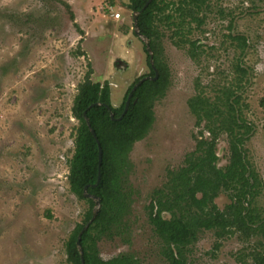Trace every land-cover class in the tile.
<instances>
[{"label": "rangeland", "instance_id": "374dc122", "mask_svg": "<svg viewBox=\"0 0 264 264\" xmlns=\"http://www.w3.org/2000/svg\"><path fill=\"white\" fill-rule=\"evenodd\" d=\"M128 1L0 0V264H71L65 242L89 209L68 179L78 86L91 69L94 81L110 83L119 106L131 83L150 72ZM207 15L192 35L201 44L199 58L176 46L169 32L163 37L170 84L155 104L149 132L129 154V231L99 241L104 259L131 253L144 264H169L148 205L168 172L196 149L199 128L188 100L199 89L215 95L231 85L243 92L255 127L247 149L263 181L257 203L264 215V0H214ZM239 67L247 70L241 83ZM218 154L225 165L224 136ZM216 201L223 208L229 199L221 194ZM251 240L235 235L215 248L216 236L206 230L189 247L188 261L244 264Z\"/></svg>", "mask_w": 264, "mask_h": 264}, {"label": "trees", "instance_id": "16d2710c", "mask_svg": "<svg viewBox=\"0 0 264 264\" xmlns=\"http://www.w3.org/2000/svg\"><path fill=\"white\" fill-rule=\"evenodd\" d=\"M147 2L129 0L127 6L139 12L138 28L149 40L158 77L146 79L137 87L127 112L120 119L134 85L146 76L156 75L145 47L150 72L131 83L119 106L112 102L110 83L94 81L91 69L79 84L74 99L72 112L79 123L68 179L71 191L86 200L89 209L65 242L71 264H83L82 258L84 264H144L131 253L104 259L98 244L103 238H116L129 231L133 194L129 154L133 145L149 132L155 121V104L170 84L169 69L162 58L163 37L169 32L176 46H188L190 56L199 58L201 44L192 35L206 22L214 0H151L144 8ZM235 39L241 46H247L245 36L237 35ZM239 71L242 74L237 82L241 83L247 70L239 67ZM188 104L199 128L196 149L186 155L182 166L168 172L166 183L154 191L148 205L150 222L164 241L169 264H190L189 247L206 230L214 232L215 248L235 235L245 241L254 239L247 254L250 259L244 264H264V215L257 203L263 181L247 149L255 130L245 115L249 104L243 92L231 85L221 87L215 95L199 89ZM261 105L264 106V97ZM85 111L102 147L101 165L99 145ZM223 136L229 155L228 162L221 166L218 144ZM85 193L100 199L99 211L92 221L95 199ZM221 194L229 199L223 208L216 201ZM166 213L170 216L166 217ZM86 225L81 239L82 256L77 240Z\"/></svg>", "mask_w": 264, "mask_h": 264}, {"label": "water", "instance_id": "95a60500", "mask_svg": "<svg viewBox=\"0 0 264 264\" xmlns=\"http://www.w3.org/2000/svg\"><path fill=\"white\" fill-rule=\"evenodd\" d=\"M151 2V0H148V2L145 4L144 8ZM138 14L139 12H134V28H135V31L136 33L143 37L145 39V42H146V47H147V50L150 54V62H151V65L153 66V68L155 69V72H156V75L154 77H151V76H146L142 79H140L133 87L132 91L129 93V96H128V99L126 101V106H125V109H124V112L123 114L120 116V119L124 116V114L127 112L128 108H129V105H130V99L132 97V94L133 92L137 89V87L146 79H156L158 77V70L155 68L154 66V60H153V51H152V48L149 44V40L143 36L140 31H139V28H138ZM84 116L86 117V120H87V123L92 131V133L95 135L96 139H97V142H98V145H99V152H100V155H99V163L101 165V162H102V158H103V152H102V147H101V144H100V141L98 140L97 138V135H96V132L95 130L91 127L90 125V121H89V118L87 117V112L85 111L84 112ZM113 117V116H112ZM100 177H101V173L99 174V177H98V182L100 181ZM86 196L88 197H92L95 199V208H94V215H93V218L91 219V221L96 217L98 211H99V205H100V199L97 198V196L95 195H91L89 193H85ZM89 225V224H88ZM88 225H86L82 231L79 233V236H78V240H77V245H78V248L80 250V253L81 255L83 256V250H82V246H81V239H82V234L83 232L87 229ZM82 263L84 264V260L82 258Z\"/></svg>", "mask_w": 264, "mask_h": 264}, {"label": "built area", "instance_id": "2783aa9c", "mask_svg": "<svg viewBox=\"0 0 264 264\" xmlns=\"http://www.w3.org/2000/svg\"><path fill=\"white\" fill-rule=\"evenodd\" d=\"M119 17H121V14L120 13H117L116 14V18H119Z\"/></svg>", "mask_w": 264, "mask_h": 264}]
</instances>
